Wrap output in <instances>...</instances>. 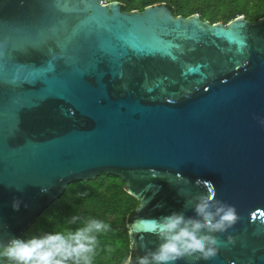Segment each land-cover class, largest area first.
<instances>
[{"label": "water", "instance_id": "95a60500", "mask_svg": "<svg viewBox=\"0 0 264 264\" xmlns=\"http://www.w3.org/2000/svg\"><path fill=\"white\" fill-rule=\"evenodd\" d=\"M101 1L0 0V246L71 182L112 174L140 201L134 261L153 219L211 194L240 220L215 258L176 264H264V17Z\"/></svg>", "mask_w": 264, "mask_h": 264}, {"label": "clouds", "instance_id": "9594fccd", "mask_svg": "<svg viewBox=\"0 0 264 264\" xmlns=\"http://www.w3.org/2000/svg\"><path fill=\"white\" fill-rule=\"evenodd\" d=\"M20 204L21 201L14 200L13 210L19 211ZM187 206L193 216L178 211L153 219L152 234L159 240L157 247L135 261L129 255L123 264H176L186 257L215 258L220 245L215 234L226 232L240 220L236 208L211 194H200ZM68 224L75 227L10 238L7 245L0 246V260L8 264H93L100 236L109 232L111 225L79 215L70 217ZM227 239L234 243L231 236Z\"/></svg>", "mask_w": 264, "mask_h": 264}, {"label": "trees", "instance_id": "16d2710c", "mask_svg": "<svg viewBox=\"0 0 264 264\" xmlns=\"http://www.w3.org/2000/svg\"><path fill=\"white\" fill-rule=\"evenodd\" d=\"M106 1V0H105ZM113 1V0H108ZM122 10L137 9L164 3L174 15L184 17L198 13L209 23L227 24L244 15L251 21L264 17V0H116ZM140 201L125 190V182L112 174H101L95 179L71 182L59 198L44 208L20 235L27 238L44 231L62 230L74 215L97 218L111 225V230L100 236V245L93 264H123L131 253L127 224ZM0 264H8L0 260Z\"/></svg>", "mask_w": 264, "mask_h": 264}, {"label": "rangeland", "instance_id": "374dc122", "mask_svg": "<svg viewBox=\"0 0 264 264\" xmlns=\"http://www.w3.org/2000/svg\"><path fill=\"white\" fill-rule=\"evenodd\" d=\"M113 1H115V0H113ZM108 2H111V1H108V0L105 1V3H108Z\"/></svg>", "mask_w": 264, "mask_h": 264}, {"label": "built area", "instance_id": "2783aa9c", "mask_svg": "<svg viewBox=\"0 0 264 264\" xmlns=\"http://www.w3.org/2000/svg\"><path fill=\"white\" fill-rule=\"evenodd\" d=\"M101 2H102V3H105V0H102Z\"/></svg>", "mask_w": 264, "mask_h": 264}]
</instances>
